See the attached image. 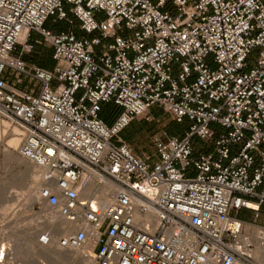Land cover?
Instances as JSON below:
<instances>
[{"label": "built area", "instance_id": "2783aa9c", "mask_svg": "<svg viewBox=\"0 0 264 264\" xmlns=\"http://www.w3.org/2000/svg\"><path fill=\"white\" fill-rule=\"evenodd\" d=\"M37 44L53 68L25 60ZM155 105L192 124L139 154L120 134ZM0 118L89 264H264V0H0Z\"/></svg>", "mask_w": 264, "mask_h": 264}, {"label": "rangeland", "instance_id": "374dc122", "mask_svg": "<svg viewBox=\"0 0 264 264\" xmlns=\"http://www.w3.org/2000/svg\"><path fill=\"white\" fill-rule=\"evenodd\" d=\"M71 18L73 20V23L71 24L72 28L74 30H80L79 22L75 20L73 16H71ZM50 24H51V20L47 22V26H49ZM59 26L60 28L61 27L64 28L68 26V23L66 21H62L59 23ZM45 45L46 44H37V48L38 49L45 48L46 47ZM258 49L259 48H255L252 54L249 56L250 67L253 65L255 61V57L258 53ZM37 54H38V50L34 52L31 55V57H29L30 60L36 62L38 58ZM9 81L12 84H15L14 78L10 76V74H9ZM17 85L20 88L29 87L30 80L24 78L23 83ZM149 111H153V113L157 112L158 115L156 117H154L151 113L141 115L135 118L133 123L129 125L127 129V137L129 139L128 142L131 143L133 149L139 154L142 152H147V153L153 152L152 139L155 134L163 135V133L167 131L171 134L182 135L184 131L187 130L189 126L192 124V121L189 120L188 118H184L182 121L176 120L172 115L167 113L163 108L159 107L158 105L153 106ZM0 122L2 124L3 122H6V120L0 118ZM211 128L215 130L217 133L225 130L224 128L214 123L211 124ZM11 133H12V126L8 130H4L3 126H1L0 251L2 250V248L4 249V257H5V259L3 258L4 261L2 262V264H16V263L17 264H65L63 263V261L59 259L58 260L49 259L45 256L37 257V258L32 257V259L30 257L23 256L22 258V255L18 253V251L22 252L24 246H26V244L29 242L31 235L29 233L26 234L25 230H27L26 228L29 227L31 222L30 220H32L33 218L36 220H42L43 219L42 217L41 218L38 217L44 216L47 210L49 211V209H47L44 206H38L36 204V199L34 201L27 200L24 194L27 188L22 186V184L20 183L21 172L24 169H26V165L24 166V164H20L17 162V158L21 157L17 149H13L16 159L10 160L6 158L4 153L5 149L8 147L7 145L8 140L12 137ZM121 137L125 140L127 139L122 135ZM214 141H215V137L208 139L194 137L193 139V143L197 147V152L212 151L214 149ZM8 195L10 196L7 197ZM6 205L8 206L6 207ZM234 214L237 213L234 212ZM238 215L239 217L244 219H252V214L248 210H242L240 213H238ZM2 226L4 229H2ZM43 230H49V229L45 228ZM43 230H41L39 235L36 236L35 241H38V238ZM26 237L28 238L26 239ZM89 247L91 248L90 245ZM64 262H66V260Z\"/></svg>", "mask_w": 264, "mask_h": 264}, {"label": "bare ground", "instance_id": "6f19581e", "mask_svg": "<svg viewBox=\"0 0 264 264\" xmlns=\"http://www.w3.org/2000/svg\"><path fill=\"white\" fill-rule=\"evenodd\" d=\"M1 126H3L4 130H8L10 128V125L7 122H3L2 124L0 122V141H1ZM19 132H20V130L17 127L13 128L12 133H11L12 137L8 140V143H7L8 147L4 151L6 158H8L10 160L16 159L13 149H17L19 146V143H20ZM17 162L20 164H24V166L26 165V169H24L21 172L20 183L22 184V186L27 188L25 193H24L27 200L28 201H34L35 200V192H36L37 187H39L40 185L45 183L43 180L42 170H41V168H39L36 165L28 162L27 160H25L22 157H18ZM10 195H11V193H10ZM10 195H8L7 197H9ZM7 206L8 205H6V207ZM44 207H46V206H44ZM5 208H3V209H5ZM46 208L49 209L48 207H46ZM41 217L43 218L42 220H36L34 218L32 220H30L31 221L30 225L28 228H26L27 230H25L26 234L29 233L31 236H30L29 242L28 243L26 242L27 243L26 246H24V248L22 249V252L17 250L18 253L20 255H22V258H23V256L30 257L31 259H32V257L37 258V257L45 256L49 259H54V260L59 259V260L63 261V263H65V264H89L90 263V259L87 256H85V254H84V251L86 249L90 248L89 244L84 245L80 249L62 248V247L58 246L57 238L59 235L64 233V231L61 229V226L63 225L64 221L57 214V212L47 210V212L45 213L44 216H39L38 218H41ZM45 228H48L49 231L52 233L53 240H52V243L49 245H43L40 242L35 241L36 236H38L40 231L45 229ZM2 229H4L3 226H2ZM27 238L28 237H26V239ZM1 254H2L3 258L5 259L3 248H2ZM3 258L0 259L1 264L4 261ZM65 260H66V262H64Z\"/></svg>", "mask_w": 264, "mask_h": 264}, {"label": "trees", "instance_id": "16d2710c", "mask_svg": "<svg viewBox=\"0 0 264 264\" xmlns=\"http://www.w3.org/2000/svg\"><path fill=\"white\" fill-rule=\"evenodd\" d=\"M66 27H61L60 28V26L58 25V26H55V27H53V29H54V31L55 32H58V31H60V30H62V29H65ZM36 48V47H35ZM37 50H38V58H37V62L38 63H40V64H43L44 63V61H43V59H45L46 57H48V56H51L52 57V55H51V52H47V51H45V49H38L37 48ZM117 113H118V110H117V108L113 105V104H105L104 106H103V110H102V112H101V116H102V118L107 122V123H111V122H113V120L115 119V117L117 116ZM150 113L154 116V117H156L158 114H157V112L156 113H153V111H150ZM129 125H131V123L129 124ZM128 125V126H129ZM127 129H128V127H126L122 132H121V135L122 136H124L125 138H127L128 139V137H127ZM185 132V131H184ZM169 133V132H168ZM169 134H171V133H169ZM171 135H176V134H171ZM129 140V139H128ZM196 150H197V147H196Z\"/></svg>", "mask_w": 264, "mask_h": 264}, {"label": "crops", "instance_id": "0c3cea01", "mask_svg": "<svg viewBox=\"0 0 264 264\" xmlns=\"http://www.w3.org/2000/svg\"><path fill=\"white\" fill-rule=\"evenodd\" d=\"M46 26H47V23H46ZM50 26V25H49ZM69 26H67L65 29H67ZM76 32H77V34L78 35H82V32L80 31V30H76ZM32 37L33 38H35V37H37V34L36 33H33L32 34ZM46 47L45 48H42V49H45V51H47V52H51V55H52V49L50 48V46L49 45H45ZM37 51V45H36V48H35V50H34V52H36ZM33 52V53H34ZM29 57H31V56H27V57H25V60L27 61V62H29V63H33V64H37V65H39V66H41V67H44V68H48V69H51V68H53V65H54V61H53V59H52V57L51 56H48V57H46L45 59H43V61H44V63L43 64H40V63H38L37 61L36 62H33V61H31L30 60V58ZM118 110V109H117ZM147 113H149L150 114V111H148V112H146V114ZM137 118V117H136ZM134 121V120H133ZM133 121L131 122V124L133 123ZM112 123V122H111ZM128 127V126H127ZM126 141L128 142L129 140L128 139H126ZM129 143V142H128ZM131 144V143H130Z\"/></svg>", "mask_w": 264, "mask_h": 264}]
</instances>
